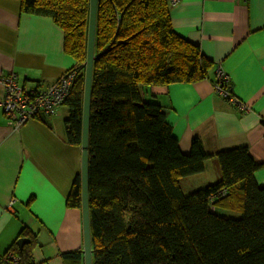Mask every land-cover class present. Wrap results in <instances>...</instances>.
Masks as SVG:
<instances>
[{
	"label": "trees",
	"instance_id": "obj_1",
	"mask_svg": "<svg viewBox=\"0 0 264 264\" xmlns=\"http://www.w3.org/2000/svg\"><path fill=\"white\" fill-rule=\"evenodd\" d=\"M19 1L22 13L51 18L63 31L75 62L66 73L76 75L63 104L66 137L81 147L90 0ZM170 10L168 0L99 1L89 147L93 264H264V186L256 179L264 162L247 147L209 154L198 138L182 151L168 108L153 93L203 81L213 66L174 31ZM212 158L220 178L189 188ZM67 207L82 209L80 174ZM21 238L30 239L22 248ZM36 244L25 227L8 251L35 264ZM60 257L84 264L82 249Z\"/></svg>",
	"mask_w": 264,
	"mask_h": 264
},
{
	"label": "crops",
	"instance_id": "obj_2",
	"mask_svg": "<svg viewBox=\"0 0 264 264\" xmlns=\"http://www.w3.org/2000/svg\"><path fill=\"white\" fill-rule=\"evenodd\" d=\"M170 11L174 31L213 63L203 81L153 90L168 108L182 151L188 152L198 138L209 154L247 147L263 163L264 0H182ZM74 65L64 50L63 31L51 18L22 13L19 0H0V74H15L26 88L43 90ZM219 69L228 76L236 103L216 92ZM4 94L0 83V98ZM67 117L63 106L54 116L15 129L0 107V255L25 227L37 235L35 264H63L62 252L83 250L82 211L67 207L82 151L67 142ZM219 178L212 158L188 186ZM256 179L264 186V169Z\"/></svg>",
	"mask_w": 264,
	"mask_h": 264
},
{
	"label": "built area",
	"instance_id": "obj_3",
	"mask_svg": "<svg viewBox=\"0 0 264 264\" xmlns=\"http://www.w3.org/2000/svg\"><path fill=\"white\" fill-rule=\"evenodd\" d=\"M181 2L182 0H168L171 8L178 6ZM75 77L74 72L65 73L54 85L38 90L28 89L20 84L15 74H0V83L5 88V94L3 98H0V107L6 115L9 125L19 129L31 119L57 114L59 108L64 104ZM216 80L215 89L218 93H230V88L228 89L227 86L229 85L228 76L221 69L217 71ZM14 200L13 198L10 205ZM0 264H21V261L14 252L7 251L0 255Z\"/></svg>",
	"mask_w": 264,
	"mask_h": 264
},
{
	"label": "water",
	"instance_id": "obj_4",
	"mask_svg": "<svg viewBox=\"0 0 264 264\" xmlns=\"http://www.w3.org/2000/svg\"><path fill=\"white\" fill-rule=\"evenodd\" d=\"M100 0H90V17L88 29V46L87 59L85 63V90L83 102V126H82V162H81V187H82V219L84 234V264H93L92 241H91V223H90V197H89V166H90V117H91V101L93 88L94 62L96 59V32H97V16ZM30 239L21 238L18 245L22 248L29 243Z\"/></svg>",
	"mask_w": 264,
	"mask_h": 264
},
{
	"label": "rangeland",
	"instance_id": "obj_5",
	"mask_svg": "<svg viewBox=\"0 0 264 264\" xmlns=\"http://www.w3.org/2000/svg\"><path fill=\"white\" fill-rule=\"evenodd\" d=\"M65 73H66V72H65ZM63 75H64V74H63ZM63 75H62V76H63ZM62 76H61V77H62ZM214 88H215V85H214ZM215 90H216V89H215ZM216 92H217V91H216ZM218 94H220V96H222V97H223L225 100H227L228 102L236 103V99L234 98L233 95H231V93H229V92H227V93H226V92H224V93H220V92H219ZM23 125H24V124H23ZM23 125H22V126H23ZM22 126H21V127H22ZM188 189H189V188H188ZM232 216H233V217H235V216H236V217H239L240 214L236 213V214H232Z\"/></svg>",
	"mask_w": 264,
	"mask_h": 264
}]
</instances>
